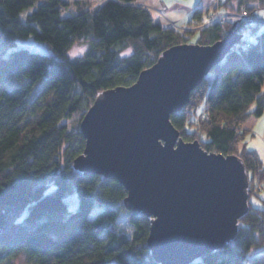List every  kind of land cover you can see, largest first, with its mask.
Wrapping results in <instances>:
<instances>
[{"label":"trees","instance_id":"obj_1","mask_svg":"<svg viewBox=\"0 0 264 264\" xmlns=\"http://www.w3.org/2000/svg\"><path fill=\"white\" fill-rule=\"evenodd\" d=\"M232 1L221 2L240 10ZM252 1L249 11L259 14L264 0ZM202 15L197 7L187 22ZM263 24L171 115L186 141L238 155L249 175V209L236 237L192 264H264V252L253 253L264 245V208L250 200L255 195L264 203V165L244 144L242 128L264 113ZM231 25L209 24L196 43L220 40ZM192 32L162 29L136 0H0V264L21 254L29 264H161L147 244L151 217L126 208L127 190L118 180L85 174L74 160L86 145L81 120L97 95L132 85L166 49L189 43ZM31 36L51 51L12 48ZM77 40L88 49L70 56ZM203 103L206 119L197 113ZM72 195L79 199L75 210L68 205Z\"/></svg>","mask_w":264,"mask_h":264},{"label":"water","instance_id":"obj_2","mask_svg":"<svg viewBox=\"0 0 264 264\" xmlns=\"http://www.w3.org/2000/svg\"><path fill=\"white\" fill-rule=\"evenodd\" d=\"M236 27L212 44L169 47L132 85L100 92L81 121L74 167L126 188V208L151 217L147 244L161 264H192L226 245L249 209L243 160L184 140L171 121L241 40Z\"/></svg>","mask_w":264,"mask_h":264},{"label":"rangeland","instance_id":"obj_3","mask_svg":"<svg viewBox=\"0 0 264 264\" xmlns=\"http://www.w3.org/2000/svg\"><path fill=\"white\" fill-rule=\"evenodd\" d=\"M70 1L72 2L74 0H70ZM89 1H91L92 3L97 5V4L104 2L106 0H104V1L89 0ZM221 1H225V0H136L137 3L141 2L143 4L142 6H144L145 8H147L151 12L154 21L156 23H158L159 25H160V23H163V22H164V24H165V22L169 23V24L182 22V23H186L187 26H190L191 29L188 27V29H186L185 31L179 30L181 32L193 31L192 33L186 34L189 38V43H196L197 42V40L199 39V37L201 35L200 30L204 29V28H202L203 23L208 21L209 16L212 15V13L216 9L215 7L217 5H218V8L220 9V11L225 10V11H231L232 12V10L225 8L222 5ZM217 2H218V4H217ZM253 3L254 2L252 0H249L247 2H243L241 4L239 3V0H233L232 1L233 6L240 7V10H238L237 12H240L243 10L249 11L247 6H250ZM161 6L163 7V9L165 8L164 9V10H166L165 13L160 12L159 8L161 9ZM197 7H199L203 11V15H202L203 21H200L196 24L187 22L191 13ZM66 11H68V10H66ZM258 12H259L260 16H264V9H261ZM221 22H229L231 24L237 23L236 28H237L238 32L241 33V31H239V29H240L239 22H237V21L231 22L228 20L221 21ZM199 27H201L202 29H199ZM231 27H232V25H231ZM164 30H167V29H164ZM255 33H256L255 29H252V34L254 35L253 39L255 37ZM238 43H241V40H239V42H237L234 46L238 45ZM88 46H89L88 43H86L82 40H77L72 44V46L69 50V54H70V56H81L87 51ZM18 47H28L30 49L42 51V52H50L51 51L50 46L46 42L38 41L33 36H31L27 39H24V40H19L17 45H15L12 48H18ZM81 50H83V51H81ZM131 52H132V49H131V47H129V48L124 50L123 55L124 56L129 55ZM213 77H214V74L210 71L204 77V79L212 81ZM200 85H198V86H200ZM193 91H192V93H193ZM192 93H191V95H192ZM253 106H255V104H253ZM197 113L199 114V116L201 118L206 119L208 117L206 105L204 103H203V105H201L200 107L197 108ZM262 117H264V113L258 117H255V116L251 117L242 126V128L246 131L245 138L243 139L244 144H246V147L248 149L257 151V153H258V155H259V157L262 160L263 165H264V120H262ZM71 122H72V119H65L62 121V123H71ZM250 200H251L253 206L264 208V203L257 196L253 195ZM68 205H69L70 210H75L78 207L79 199H78L77 195H72V196L68 197ZM121 219H122L123 225H126L127 224L126 215H123ZM261 251L264 252V245L260 248L254 249L253 253L257 254V253H260ZM13 264H29V261H28V258L25 254H21L14 259ZM112 264H116V262H113Z\"/></svg>","mask_w":264,"mask_h":264},{"label":"built area","instance_id":"obj_4","mask_svg":"<svg viewBox=\"0 0 264 264\" xmlns=\"http://www.w3.org/2000/svg\"><path fill=\"white\" fill-rule=\"evenodd\" d=\"M98 1H104V0H98ZM138 4L143 5L141 2H139ZM215 8L216 9L213 11L212 15L209 16L208 21L203 23L202 28H205L209 24L213 22H217V21H225V20H228L231 22L237 21L239 22V25H240L239 31H241L242 33L241 43H244V44H250V41L253 40L254 35L252 34V29H257L260 24L264 23V16H260L256 12H250L248 10H243L240 12H237V11L231 12V11H225V10L220 11V9L218 8V5ZM164 9L162 6H161V9L159 8L160 12L165 13L166 10ZM160 26L162 29L170 28V29H178L181 31H185L186 29H188V27L191 29L190 26H187L186 23H182V22H177L173 24L171 23L169 24L166 22L164 24L163 22V23H160ZM202 28L199 27V29H202Z\"/></svg>","mask_w":264,"mask_h":264},{"label":"snow or ice","instance_id":"obj_5","mask_svg":"<svg viewBox=\"0 0 264 264\" xmlns=\"http://www.w3.org/2000/svg\"><path fill=\"white\" fill-rule=\"evenodd\" d=\"M81 51H83V50H81ZM262 120H264V117H262Z\"/></svg>","mask_w":264,"mask_h":264}]
</instances>
